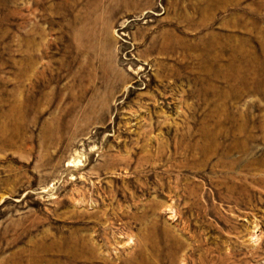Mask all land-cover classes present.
Returning <instances> with one entry per match:
<instances>
[{
    "label": "rangeland",
    "instance_id": "rangeland-1",
    "mask_svg": "<svg viewBox=\"0 0 264 264\" xmlns=\"http://www.w3.org/2000/svg\"><path fill=\"white\" fill-rule=\"evenodd\" d=\"M0 264H264V0H0Z\"/></svg>",
    "mask_w": 264,
    "mask_h": 264
}]
</instances>
